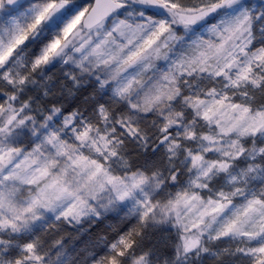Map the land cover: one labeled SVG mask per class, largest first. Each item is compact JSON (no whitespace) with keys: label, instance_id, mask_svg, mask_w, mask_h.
<instances>
[{"label":"snow or ice","instance_id":"snow-or-ice-1","mask_svg":"<svg viewBox=\"0 0 264 264\" xmlns=\"http://www.w3.org/2000/svg\"><path fill=\"white\" fill-rule=\"evenodd\" d=\"M0 264H264V0H0Z\"/></svg>","mask_w":264,"mask_h":264}]
</instances>
